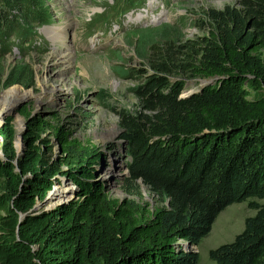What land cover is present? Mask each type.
Returning a JSON list of instances; mask_svg holds the SVG:
<instances>
[{
    "label": "trees",
    "instance_id": "trees-1",
    "mask_svg": "<svg viewBox=\"0 0 264 264\" xmlns=\"http://www.w3.org/2000/svg\"><path fill=\"white\" fill-rule=\"evenodd\" d=\"M146 2L106 0L90 35ZM50 20L46 0H0V87L36 86L26 55L45 51L36 41ZM187 26L200 32L190 37ZM128 39L140 67L112 50L114 74L137 82L135 109L119 111L124 183L137 193L140 180L159 203L113 196L100 176L106 153L28 101L21 151L14 117L0 126V264H200L195 248L220 212L264 198V0L203 6L193 18L134 26ZM15 51L22 57L7 67ZM195 78L215 83L183 95ZM64 180L75 197L34 209ZM249 207L257 212L244 229L209 251L217 264H264V204Z\"/></svg>",
    "mask_w": 264,
    "mask_h": 264
},
{
    "label": "rangeland",
    "instance_id": "rangeland-1",
    "mask_svg": "<svg viewBox=\"0 0 264 264\" xmlns=\"http://www.w3.org/2000/svg\"><path fill=\"white\" fill-rule=\"evenodd\" d=\"M238 1L147 0L144 7L126 14L122 22L111 17L108 25L97 24L96 33L90 35L91 22L104 10L106 0H46L51 20L39 28L40 38L36 41L37 46L44 47L45 51L34 50L26 55V60L35 69L36 86L25 88L15 84L11 87L31 90L32 96L28 101L34 113L50 120L59 117L61 124L72 129L76 137L85 143L98 145L106 153V163L100 169V176L108 182L113 196L140 204L148 203L153 207L159 200L140 180L134 182V192L137 193L128 191L124 183L128 168L126 150L119 138V111L135 109L137 98L130 88L137 82L114 74L112 66L116 57L112 50L124 56L127 66L140 67L141 61L128 39L134 26L146 28L175 22L182 16L193 18V14L203 6L223 8ZM55 27L60 32L51 34ZM185 31L190 37L200 32L190 26ZM21 57L15 51L6 59V66ZM186 82L183 95L199 91L206 84L202 78ZM11 87H0V100L4 103L2 95ZM14 123L20 134L25 118L20 114L14 116ZM250 201L264 204V198H250L232 203L220 212L210 233L195 248L199 252L200 264H217L210 258L209 251L232 242L244 229L246 218L257 212L249 207Z\"/></svg>",
    "mask_w": 264,
    "mask_h": 264
},
{
    "label": "bare ground",
    "instance_id": "bare-ground-1",
    "mask_svg": "<svg viewBox=\"0 0 264 264\" xmlns=\"http://www.w3.org/2000/svg\"><path fill=\"white\" fill-rule=\"evenodd\" d=\"M55 32H60V30L55 27L50 33L52 34ZM24 90L20 86H14L3 93L2 96L5 98V103L0 100V123L2 122L5 116L14 113L16 106L18 105L21 99L23 100L32 96L31 90ZM17 115L18 114H16V116ZM55 186L56 187L54 193L56 194L59 200L63 199L64 197L70 198V196H73V194L75 193V187L73 186V184L65 180L63 181V183H57Z\"/></svg>",
    "mask_w": 264,
    "mask_h": 264
},
{
    "label": "water",
    "instance_id": "water-1",
    "mask_svg": "<svg viewBox=\"0 0 264 264\" xmlns=\"http://www.w3.org/2000/svg\"><path fill=\"white\" fill-rule=\"evenodd\" d=\"M206 81V84H213L215 83V79H203ZM28 102V98H25L23 99L22 101H20L18 103V105L16 106V109L14 111L13 114L11 115H7L3 118V121H2V124L4 123L5 119L8 117V116H12V117H16V114L19 115V109L26 103ZM25 127V126H24ZM23 137H22V133L18 134V141L16 142V146L18 148V151H21L22 148H23ZM0 154H2V150L0 148ZM55 187H53V189L48 193V195L46 196V198L44 199V201H42L41 203L37 204L34 209H37V210H40V209H45V210H51L52 208L58 206V205H61L62 203L64 202H68L71 198L75 197V194L70 197V198H67V197H64L63 199L59 200L58 197L56 196V194L54 193V190H55ZM60 201V202H58ZM58 203V204H57ZM57 204V205H56ZM24 214L21 215V217H23ZM198 252V251H197Z\"/></svg>",
    "mask_w": 264,
    "mask_h": 264
}]
</instances>
